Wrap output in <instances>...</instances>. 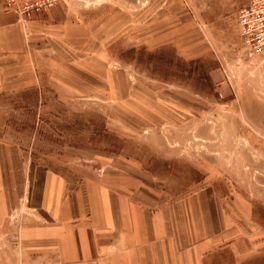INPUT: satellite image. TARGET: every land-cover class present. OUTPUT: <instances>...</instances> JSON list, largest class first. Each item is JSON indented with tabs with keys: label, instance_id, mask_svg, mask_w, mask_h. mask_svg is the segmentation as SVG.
<instances>
[{
	"label": "rangeland",
	"instance_id": "374dc122",
	"mask_svg": "<svg viewBox=\"0 0 264 264\" xmlns=\"http://www.w3.org/2000/svg\"><path fill=\"white\" fill-rule=\"evenodd\" d=\"M245 3L55 0L16 14L3 140L37 183L128 175L160 200L207 188L244 205L263 237L264 49L240 36ZM26 199L0 231V264L46 262L16 236Z\"/></svg>",
	"mask_w": 264,
	"mask_h": 264
},
{
	"label": "crops",
	"instance_id": "0c3cea01",
	"mask_svg": "<svg viewBox=\"0 0 264 264\" xmlns=\"http://www.w3.org/2000/svg\"><path fill=\"white\" fill-rule=\"evenodd\" d=\"M22 39L16 13L0 12V94ZM2 132L0 231L27 196L16 236L45 264H264V236L248 228L250 211L236 200L207 188L160 200L148 180L128 175L69 186L45 171L37 183Z\"/></svg>",
	"mask_w": 264,
	"mask_h": 264
},
{
	"label": "built area",
	"instance_id": "2783aa9c",
	"mask_svg": "<svg viewBox=\"0 0 264 264\" xmlns=\"http://www.w3.org/2000/svg\"><path fill=\"white\" fill-rule=\"evenodd\" d=\"M55 0H0V8L18 15L50 4ZM237 23L243 42L253 49H264V0H246L237 13Z\"/></svg>",
	"mask_w": 264,
	"mask_h": 264
}]
</instances>
